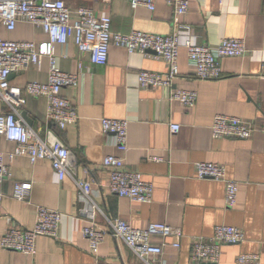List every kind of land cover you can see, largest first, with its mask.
<instances>
[{
    "label": "crops",
    "instance_id": "1",
    "mask_svg": "<svg viewBox=\"0 0 264 264\" xmlns=\"http://www.w3.org/2000/svg\"><path fill=\"white\" fill-rule=\"evenodd\" d=\"M73 10L85 5L98 16H110L114 32L142 30L169 34L177 30L180 37L179 74L173 88H143L138 81L141 70L167 71L169 66L152 52L129 51L111 45L108 61L98 65L83 54L70 39L67 45H56L57 66L63 71L78 73L74 87H64L62 94L77 105L80 119L75 126L59 129L47 117L46 97L27 95L22 115L43 137L54 131L77 158V174L93 182L92 197L105 213L121 218L132 226L145 228L152 222L179 227L180 236L152 240L163 244L164 252L151 257L157 264H195L191 258L194 240L209 237L219 224L241 227L245 239L224 244L217 264H237L240 253H259L264 264V0H191L178 25L174 11L166 0H158L155 11L145 7L134 9L128 0H64ZM224 37L245 40L248 52L243 56L221 60L223 76L198 79L191 63L186 41L217 46ZM0 39L48 40L41 26L20 20L14 30L0 25ZM82 63V70L79 64ZM50 62L43 57L42 67L36 65L14 72L10 80L21 86L31 81L46 82ZM174 88L195 89L194 106L185 107L170 98ZM6 110L0 98V112ZM240 117L255 126L249 138L213 137L211 126L216 114ZM128 120V149L121 152L114 135L104 133L102 118ZM180 126L177 132L171 124ZM15 143L0 135V150L14 151ZM120 154L126 167L142 172L153 183L151 202L133 201L113 193L109 188L110 172L104 167L106 156ZM158 157L159 159H156ZM11 175L2 183L0 204V238L12 225L32 228L40 205L62 212L59 236H39L34 255L0 248V264H95L82 228L79 189L71 177L58 180L49 160L32 162L18 156L10 162ZM209 161L224 164L226 176L239 183L236 205L225 203L222 179L196 176V163ZM28 181L32 189L27 200L13 197L14 183ZM107 227L102 214L97 217ZM175 242L180 246L176 247ZM96 254L111 264H143L126 242L108 235ZM204 264V263H201Z\"/></svg>",
    "mask_w": 264,
    "mask_h": 264
},
{
    "label": "built area",
    "instance_id": "2",
    "mask_svg": "<svg viewBox=\"0 0 264 264\" xmlns=\"http://www.w3.org/2000/svg\"><path fill=\"white\" fill-rule=\"evenodd\" d=\"M137 9L145 7L155 11L158 0H128ZM172 7L177 25L181 15L190 8L191 0H166ZM76 19L73 10L64 0H0V25L8 30H14L20 20L41 26L48 35V40L19 41L0 39V98L6 105V110L0 112V135L15 143L14 151L5 153L0 150V204L3 200L2 183L11 175L10 162L18 156H26L32 162L46 159L52 163L58 180L71 177L79 189L80 209L86 224L82 228L83 236L88 240L89 249L95 255V264H111L102 260L97 254L101 243L108 235L123 239L136 257L143 264H157L151 257H157L164 252V245L153 242L155 235L162 237L180 236L179 227L166 223L152 222L145 228L132 226L128 221L109 217L100 205L93 200V182L80 178L77 174V158L73 151L52 130H47L43 137L34 129L22 115V108L27 102V95L46 97L47 117L61 129L75 126L80 119L77 105L62 94L64 87L78 85L79 74L63 71L57 66L56 45H67L73 39L83 54H89L91 62L105 65L109 57L111 45L126 48L129 53L152 52L157 58L167 62V71L156 72L141 70L138 81L141 87H165L172 89L174 79L179 74L180 37L177 30L169 34L151 33L142 30H132L129 33L114 32L110 16H98L90 6L81 5L76 8ZM189 59L196 68L198 79H218L223 76L221 60L225 57L243 56L248 52L245 40L239 37H224L217 46L208 43L196 44L186 41ZM43 57L50 62L49 78L46 82L31 81L21 86L14 84L10 76L30 65L42 67ZM82 63L79 70H82ZM264 76L263 69L260 73ZM170 98L181 102L185 107L195 105L198 92L195 89L174 88ZM128 120L110 117L102 118L104 133L114 135L115 144L121 152L128 149ZM178 124L172 123L171 130L177 132ZM257 129L246 120L226 114H216L211 131L213 137H236L246 139ZM159 159L158 157H155ZM104 167L110 172V190L133 201L151 202L154 185L144 179L142 172L126 167L120 154H112L103 160ZM196 176L200 178L222 179L225 183V203L228 207L236 205L239 193V183L226 176L224 164L198 161ZM32 189L28 181L14 183L13 197L17 200H27ZM102 214L107 227L97 223V217ZM62 212L40 205L37 208L35 225L24 228L12 225L0 238V248L19 251L34 255L37 252L36 239L48 236L56 239L62 220ZM245 231L241 227L219 224L211 236L197 237L192 246L191 258L195 264L219 262L222 246L234 244L245 239ZM174 245L179 247V242ZM237 264H260L259 253H240Z\"/></svg>",
    "mask_w": 264,
    "mask_h": 264
},
{
    "label": "water",
    "instance_id": "3",
    "mask_svg": "<svg viewBox=\"0 0 264 264\" xmlns=\"http://www.w3.org/2000/svg\"><path fill=\"white\" fill-rule=\"evenodd\" d=\"M204 264H213V263H204Z\"/></svg>",
    "mask_w": 264,
    "mask_h": 264
}]
</instances>
